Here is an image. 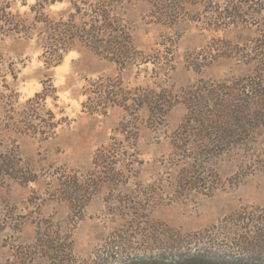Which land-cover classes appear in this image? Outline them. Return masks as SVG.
<instances>
[{"label":"rangeland","instance_id":"rangeland-1","mask_svg":"<svg viewBox=\"0 0 264 264\" xmlns=\"http://www.w3.org/2000/svg\"><path fill=\"white\" fill-rule=\"evenodd\" d=\"M6 1L24 18L34 3ZM244 1L205 0L183 8L174 23L159 22L146 3L128 5L120 15L136 57L124 71L79 45L45 70L35 40L0 42L2 63L16 76L7 77L9 89H0V104L16 116L48 77L57 101L47 98L46 110L66 119L46 141L9 136L36 180L0 184V264H122L183 253L264 264V134L209 164L201 160L200 173L193 174L183 166L189 153L178 154L173 145L186 114L182 104L156 123L146 109L132 112L122 135L121 124L131 118L122 106L132 102L120 98L121 107L105 111L96 95L116 85L126 99L137 88L177 97L198 82L249 77L255 51L264 48V11L246 8L233 24L216 21L226 5ZM69 8L55 4L46 12L57 19ZM86 104L105 114H88ZM117 144L124 163L107 175L94 170L95 153Z\"/></svg>","mask_w":264,"mask_h":264},{"label":"trees","instance_id":"trees-1","mask_svg":"<svg viewBox=\"0 0 264 264\" xmlns=\"http://www.w3.org/2000/svg\"><path fill=\"white\" fill-rule=\"evenodd\" d=\"M204 1L104 0L89 4L79 3L77 0H34L29 6V17L24 18L19 13L12 12L9 2L0 0V42L6 38L35 40L41 50L40 60L45 70L59 66L64 56L76 50L79 45L124 71L133 65L136 49L129 30L123 25L120 10L132 3H146L154 11L159 22L174 23L183 8ZM62 3H68L70 8L67 13H61L59 18L55 19L46 12L49 7ZM246 8L256 10V14H260L264 11V0H246L235 5H226L216 21L233 24L245 16ZM255 52L257 58L251 61L254 64L252 74L245 79L220 84L198 82L183 89L177 97L164 90L155 92L137 88L130 94L131 97L126 99L129 95L126 93L123 98L121 86L112 85L103 88L110 89L107 93L96 92V95L100 94L97 100L105 101V111L107 107H121L117 101L120 98L132 102L128 108L122 106L126 115L131 117L121 124L119 134L122 135L128 129L129 121L141 110L146 109L150 120L156 123L176 104H182L186 114L177 130L173 145L178 154L189 153L183 166L190 168L193 174H199L198 170L203 164L201 160L206 159L205 164H209L224 152L246 144L258 131L264 134V48L260 47ZM11 72L5 68L0 55V89H9L6 82L8 76L12 80L16 79ZM45 80L41 84L42 91L27 100L16 116L11 109L4 107L7 106L6 103L0 104V184L14 181L26 185L36 180L27 171L29 166L21 159L18 146L8 140L10 135L34 136L46 141L54 138L65 123L66 119H58L56 113L46 110V99L51 98L56 102L57 97L50 79L47 77ZM115 89L119 93L114 92ZM83 109H86L88 114H105L98 106L87 108L86 104ZM123 151L118 144L101 148L95 153L92 161L94 170L107 175L111 169L121 166L124 162L119 160ZM189 162H192L191 166ZM122 264L262 263L251 257L213 258L198 253H183L173 257L161 255L147 259H131Z\"/></svg>","mask_w":264,"mask_h":264}]
</instances>
